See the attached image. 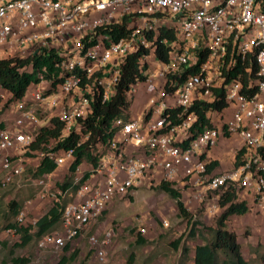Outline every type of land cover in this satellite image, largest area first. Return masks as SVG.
<instances>
[{
    "label": "built area",
    "instance_id": "2783aa9c",
    "mask_svg": "<svg viewBox=\"0 0 264 264\" xmlns=\"http://www.w3.org/2000/svg\"><path fill=\"white\" fill-rule=\"evenodd\" d=\"M112 25H125L128 35L115 40L101 31ZM167 30L175 37L160 36ZM160 46L168 49L167 60L157 55ZM138 49L149 51L140 59L146 64L145 79L132 83L128 95L134 99L142 89L144 103L137 113L131 106L129 119L113 121L116 132L109 147L76 191V200L63 210L66 236L45 234L40 248L64 247L114 199L158 174L166 181L202 185L219 198L228 189L253 192L264 204V0H0V59L53 50L61 78L52 86L51 79L40 75L41 81L11 103L14 116L0 129L2 184L24 170L23 159L7 152L32 149L39 128L51 127L53 118L64 123L60 139L74 133L78 145L88 140L85 120L93 100L99 96L105 103L116 95L127 56ZM248 57L257 64V77H249L246 85L240 74L227 80L238 61ZM219 88H224L227 106L209 109L212 125L190 138L197 114L187 112L175 122L172 111L184 113L198 101L214 102ZM223 138H238L242 153L238 165L234 161L232 169L213 174L218 159L212 149ZM40 157L60 167L75 154L72 148L50 149ZM17 219L24 221L23 211ZM112 233L106 232L102 243ZM90 242L104 257L97 234Z\"/></svg>",
    "mask_w": 264,
    "mask_h": 264
},
{
    "label": "rangeland",
    "instance_id": "374dc122",
    "mask_svg": "<svg viewBox=\"0 0 264 264\" xmlns=\"http://www.w3.org/2000/svg\"><path fill=\"white\" fill-rule=\"evenodd\" d=\"M9 96L8 92L4 96L0 93V114L9 112L10 115H8L12 119L14 113L10 111L12 102L8 104ZM144 99L145 97H142V104ZM45 115L47 114L40 116ZM227 115H229L228 111ZM10 117L2 120L0 115V129L10 124ZM222 140L220 147L228 149L227 162L224 160L223 162L225 165L228 164L229 169H232L234 167V150L232 149L234 139L223 138ZM54 146L55 141L52 140L47 148L53 149ZM40 152V150L33 149H12L7 152L14 159L19 157L23 159L24 170L21 175L3 185L1 180L4 172L0 167L1 226L6 221L7 202L11 199L21 202L25 219L23 222H18L16 217L15 220L25 226L33 225L57 200L60 199L65 204L76 200L74 193L64 191L60 187V184L70 176L69 167L72 161L57 167L53 174H39L38 167L42 160ZM91 169L92 166L88 162H83L71 179L76 182L77 177H82L86 171ZM41 180L44 181L43 184L39 183ZM162 181H165L162 174L150 180H144L122 198L114 199L85 231L68 240L70 251L78 250L79 252L77 259L69 264H192L194 245L204 242V238L205 240L210 238L207 227L216 224L224 209L220 205L217 193L206 192L202 185H194L185 179L170 181L173 187L181 192L186 208L194 214V220L202 222L203 226L198 225L197 227H202L203 235L199 234L196 238H192L190 236L191 226L187 219L178 215L176 200L158 188ZM238 199L246 201L251 209L246 217L237 218V220L245 219V222L240 220L239 223L231 217L228 228L238 233L249 264H264V204L256 199L253 192L247 194L242 189L238 192ZM110 230L113 232L111 239L107 243H102L106 232ZM51 233L66 236L62 222H59ZM138 233L150 240V243L143 246L137 245ZM93 234L98 235L101 248L104 250L102 258L90 242ZM182 235L184 236L182 246L175 249L173 242ZM0 239L6 243L0 246V264H12L13 256H29L31 257L30 264H56L63 254H67L64 247L40 248L38 246L40 238L34 239L25 247L18 246L20 236L16 232H8L7 229L0 230ZM183 244L189 250L187 258H183Z\"/></svg>",
    "mask_w": 264,
    "mask_h": 264
},
{
    "label": "trees",
    "instance_id": "16d2710c",
    "mask_svg": "<svg viewBox=\"0 0 264 264\" xmlns=\"http://www.w3.org/2000/svg\"><path fill=\"white\" fill-rule=\"evenodd\" d=\"M101 31L112 35L115 40L126 37L129 33L125 25H112L102 28ZM160 36L174 38L175 34L173 31L167 30L162 31ZM148 53L149 51L147 49H138L127 56L126 64L117 86L116 95L110 101L103 103L99 96L95 97L92 103L93 111L85 120V124L90 131L88 140L78 145L79 136L74 133H70L64 139H60L64 123L56 118L52 119L51 127L42 126L39 128L37 138L32 144L33 150H50L47 147L48 143L52 140L55 141V146L52 150L74 149L75 158L69 167L70 176L60 184V187L64 191H71L75 194L80 185L89 179L91 172L95 171L102 155L110 145V140L116 132V128L112 126L113 121L116 118L129 119L132 99L129 98L128 91L130 90L131 84L136 82L137 79H145V74L142 70L146 68V64L142 66L140 59L144 54ZM157 55L167 60L168 49L160 46ZM57 60L58 56L53 50L36 53L25 58L9 57L0 59V87L10 95L8 104L21 99L32 83L41 81L42 78L40 75L44 79H51L52 86H56L61 81V78L58 77L59 72L55 68ZM247 66L251 67L250 73L245 72V67ZM257 72L258 67L254 58L248 57L243 63L241 60L238 61L234 68L227 74V80L237 77L240 74L246 85L249 77H257ZM224 94V88H219L216 90L217 99L214 102L198 101L184 113L180 108L174 109L171 117L175 122H178L187 112L194 111L198 118L192 127V135L190 138H193L205 128L212 125L210 119L207 117L209 109L222 110L227 106ZM181 112L182 116H179ZM241 153L242 150L237 151L235 165H238ZM83 162H88L92 166V169L86 171L79 182H74L71 178L76 174L77 168ZM213 166L211 165L209 168L212 169ZM56 168L54 162L47 158H42L38 172L43 175L45 173L49 174ZM158 188L176 200L178 215L187 219L191 226L190 236L192 238H196L199 234L202 236L204 230H202V227H197L198 225L203 226L202 222L197 219L194 220V214L186 208L181 192L173 187L172 182L162 181ZM219 202L224 210L218 217L216 224L207 227L210 238L207 240L204 238V242H199L194 245L192 264H249L248 259L244 255L238 234L228 228V223L233 215H244L248 213L250 207L246 201L238 199V191L235 189H228L224 192ZM65 206V202L59 199L48 211L36 220L35 224L25 226L15 220L22 211L23 207L21 202L11 199L7 202L8 211L5 216L6 221L2 224L3 226L0 225V230L8 228L15 229V232L20 236L18 246L25 247L34 239L40 238L45 234H50L57 224L62 222V214ZM140 233L137 235L136 244L143 246L150 243V240L142 237ZM183 239L184 236L182 235L174 240L173 245L175 249H179L182 246ZM5 244V241L0 239V246H4ZM64 249L67 254H63L56 264H69L77 259L79 252L78 250L70 251V243H67ZM188 252L187 246L183 244V258L188 257ZM30 261L31 257L29 256L12 257V264H30Z\"/></svg>",
    "mask_w": 264,
    "mask_h": 264
},
{
    "label": "crops",
    "instance_id": "0c3cea01",
    "mask_svg": "<svg viewBox=\"0 0 264 264\" xmlns=\"http://www.w3.org/2000/svg\"><path fill=\"white\" fill-rule=\"evenodd\" d=\"M0 93L2 96L4 95H7V91H5L3 88L0 87ZM142 97H145V93L142 89H140V91L137 93V95L135 96L134 99H132V109H133V113H137L138 110L140 109L141 105H142V102H141V99ZM1 104V102H0ZM10 113H3V114H0L1 115V119L2 120H6L8 119V117H10L9 115ZM10 121H11V117H10ZM234 139V145H232V149L234 150L233 152V162L235 161V155H236V152L237 150L240 149L241 147V143L239 141L238 138H233ZM232 140V139H231ZM228 149L226 147L222 148L220 146H217V147H214L212 149V155L218 159V163L216 164V166L212 169V173L215 174V173H220L222 171H226L227 169H229L230 167L228 166V164H224L223 160L225 162H227V152ZM56 171V169L52 172V173H45L44 175H50V174H53L54 172ZM251 209V208H250ZM248 213L244 214V215H233V220L237 221L240 223V220L241 219H238V217H246V215H248ZM237 216V217H236ZM241 221H244L245 222V219L241 220ZM234 222V221H233ZM238 234V233H237ZM238 238H239V235H238ZM240 241V240H239Z\"/></svg>",
    "mask_w": 264,
    "mask_h": 264
}]
</instances>
